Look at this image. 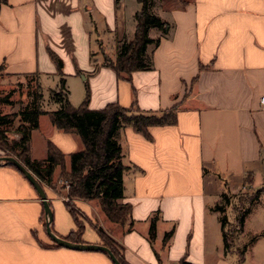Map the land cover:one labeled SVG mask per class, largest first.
Masks as SVG:
<instances>
[{
  "label": "crops",
  "instance_id": "1",
  "mask_svg": "<svg viewBox=\"0 0 264 264\" xmlns=\"http://www.w3.org/2000/svg\"><path fill=\"white\" fill-rule=\"evenodd\" d=\"M140 8L136 0H0V81L33 75L49 99L63 78L68 102L79 106L87 89L90 110L133 102L151 113L176 107L175 124L150 126L147 136L130 126L117 131L126 166L120 201L131 206L130 220L118 226L96 199L75 200L84 243L103 244L99 227L122 248L124 264H264V190L238 210L235 238L214 209L227 193L264 187V0L159 1L153 13L171 28L149 30L150 38H160L152 69L126 80L103 64L99 47L114 60L120 28L133 36ZM50 101L52 108L43 110L60 108ZM34 139L42 155L34 154ZM47 142L64 155L66 170L69 155L83 148L77 134L43 114L30 132L32 161L46 158ZM59 174L57 165L54 186L43 187L51 230L65 239L76 225L64 206L67 188L55 183ZM51 245L38 193L16 168L0 164V264H113L102 252Z\"/></svg>",
  "mask_w": 264,
  "mask_h": 264
},
{
  "label": "trees",
  "instance_id": "2",
  "mask_svg": "<svg viewBox=\"0 0 264 264\" xmlns=\"http://www.w3.org/2000/svg\"><path fill=\"white\" fill-rule=\"evenodd\" d=\"M136 1L140 3L141 8L134 17L135 28L132 38L126 40L123 37L121 40H116V57L114 60L107 56L103 58L104 65L112 68L117 76L126 80H130L134 71L152 69V51L159 44L160 38H150L148 36L149 30L154 28L161 31L162 34H167L171 28L168 22L161 20L151 11L153 0ZM50 55L60 69V60L52 53ZM2 69L0 66V75ZM37 87L38 92L32 93V100L18 112L2 114L0 111V150L4 151L6 156H16L41 183L46 185L51 184L54 168L57 165L60 166L59 178L68 184L64 206L76 225V230L70 232L65 237L66 240L84 243L81 240L84 223L79 218V211L75 204V200L78 199H96L100 210L108 220L118 226L125 225L130 220L131 206L120 201L123 197L122 176L126 166L121 161V148L117 142L116 133L121 127L130 126L135 131L147 136V128L150 126L175 124L176 107L162 110L160 113H151L140 110L137 104L133 102L128 108L112 103L99 110H90L87 108L89 97L87 89L81 104L73 107L62 93L64 79L61 78L58 90L52 92L53 100L61 103V106L54 111H45L41 109L39 104L42 94L40 86ZM2 102L7 103L6 96L0 98V104ZM43 114L49 116L54 127L64 132L77 134L83 143L82 150L69 155L70 166L68 170L64 166V155L50 142H47V154L44 160L32 161L30 158V132L38 127V118ZM16 118H18L17 132L20 134V138L17 142L9 145L7 129ZM16 149L19 151L18 154L13 152ZM263 190L264 187L257 189L251 201L256 200ZM223 200L225 203H229L225 195H223ZM214 209L221 211V206L216 205ZM247 212L248 209L239 212L237 216L239 227L242 226ZM223 223L224 220L222 219V225ZM96 231L103 241L101 245L110 249L117 260L124 264L121 256L122 248L101 228H96ZM170 235L171 231L165 233L164 242ZM154 236L155 219H152L149 227V238L153 240ZM223 239L224 248L227 249L229 242L225 234ZM51 246L60 247L54 242Z\"/></svg>",
  "mask_w": 264,
  "mask_h": 264
},
{
  "label": "rangeland",
  "instance_id": "3",
  "mask_svg": "<svg viewBox=\"0 0 264 264\" xmlns=\"http://www.w3.org/2000/svg\"><path fill=\"white\" fill-rule=\"evenodd\" d=\"M159 1H162V0H153L154 5L151 6L152 12H153L152 9L158 4ZM121 31L122 29L120 28V31L117 35L118 36L117 39H120V40L125 36L124 34H121ZM124 38L126 40H129L132 38V36L124 37ZM113 44L115 45V40L113 41ZM108 48L110 49L109 46ZM99 49L102 52L103 56L106 57L107 54L105 53L106 51L105 46L99 47ZM37 86H38V80L35 77H21V78H11V79L3 78V82L0 81V98H3L6 96L7 103L2 102L0 104L1 113L2 114H12V113L18 112L21 108L25 107L32 100L33 98L32 93L38 90ZM40 92L42 94L41 98L39 99V104L41 106V109H51L52 102L50 100L53 99L52 92L49 93V99H43L44 95L41 89H40ZM43 92L47 94L46 90H44ZM72 95H73L72 97H73V102H74L76 99V93L72 91ZM18 125H19L18 118H16L14 122L12 123V125H10L7 129L9 145L13 144L14 142H17L20 138V134L17 132ZM33 150H34L35 155H42V143L39 139L33 140ZM13 152L18 154L19 151L16 149V151H13ZM60 180L62 181L61 178H58L57 182L54 181L57 185V188L63 184V181L61 182ZM45 185H46L45 183H42V186L45 187ZM52 185L54 186V183H51L50 185H46V186H52ZM255 191H256L255 189L247 187L244 189L243 188L239 189L234 194L227 193L228 199L230 200L229 204L227 205L223 202L221 204H218L219 206H221L220 215L226 218L224 229L227 232L229 237L233 236L235 238L236 235L234 236L235 234L234 232L232 233V235H230V233L234 231L236 228L235 223H234L235 215L237 214L240 207L242 208V207H246L249 205V202L253 198ZM64 192L67 194V190L66 191L64 190ZM79 218L80 219L83 218L80 212H79Z\"/></svg>",
  "mask_w": 264,
  "mask_h": 264
},
{
  "label": "water",
  "instance_id": "4",
  "mask_svg": "<svg viewBox=\"0 0 264 264\" xmlns=\"http://www.w3.org/2000/svg\"><path fill=\"white\" fill-rule=\"evenodd\" d=\"M0 164L2 165H10L15 167L18 171H20L25 178L29 181V183L33 186V188L38 193V196L43 204V210L45 215V231L48 237L52 242L56 243L60 247L72 249V250H80V251H98L106 254L113 264H121L117 258L113 255V253L106 246L101 244H91V243H74L64 238L58 237L55 235L50 227V223L52 221V211L46 198V194L44 191V187L42 183L37 179V177L29 171L16 157L13 156H0Z\"/></svg>",
  "mask_w": 264,
  "mask_h": 264
},
{
  "label": "built area",
  "instance_id": "5",
  "mask_svg": "<svg viewBox=\"0 0 264 264\" xmlns=\"http://www.w3.org/2000/svg\"><path fill=\"white\" fill-rule=\"evenodd\" d=\"M260 101H261V103L264 104V96H261ZM60 181H61V180H60ZM61 182H62V181H61ZM63 184H64V186H65L66 188H68V184H67L66 182L63 181ZM65 200H66V198H65Z\"/></svg>",
  "mask_w": 264,
  "mask_h": 264
}]
</instances>
